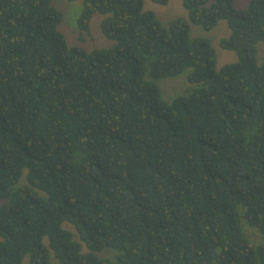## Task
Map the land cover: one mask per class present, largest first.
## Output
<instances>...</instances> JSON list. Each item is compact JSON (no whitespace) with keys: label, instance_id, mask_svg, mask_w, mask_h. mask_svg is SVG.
Returning a JSON list of instances; mask_svg holds the SVG:
<instances>
[{"label":"trees","instance_id":"trees-1","mask_svg":"<svg viewBox=\"0 0 264 264\" xmlns=\"http://www.w3.org/2000/svg\"><path fill=\"white\" fill-rule=\"evenodd\" d=\"M53 1L0 0V264H264V0H182L168 24L82 0L81 36L100 14L114 42L91 52ZM220 21L238 62L217 71L190 24Z\"/></svg>","mask_w":264,"mask_h":264},{"label":"rangeland","instance_id":"rangeland-1","mask_svg":"<svg viewBox=\"0 0 264 264\" xmlns=\"http://www.w3.org/2000/svg\"><path fill=\"white\" fill-rule=\"evenodd\" d=\"M142 1L144 3V10L154 12L163 24H168L180 18L188 19V13L183 7L182 0H170L166 6L158 5L152 0ZM214 1L215 0H210V3ZM250 1L251 0H235V8L237 10H244L249 5ZM53 5L63 14V21L59 26V31L65 36L69 47H79L87 52H91L94 49H103L113 46L114 42L106 39L102 33L101 23L104 16L100 14L94 15L92 19L90 36H81L77 28V22L82 12V0L76 2L54 0ZM229 35L230 31L225 21H220L217 27L208 33L190 24L191 38L205 37L211 41V45L217 56V71L221 70L225 65L238 62V57L235 53L225 51L220 47L221 40L228 38ZM263 60L264 43H260L257 46V64L261 65ZM189 73L190 70H187L177 77L159 81L158 86L164 100L171 102L173 99L186 95L189 92L191 89V85L188 82ZM21 182L24 184L25 179L22 178ZM67 228L73 231L71 227ZM84 251H87L85 247ZM101 255L107 258L111 257L108 253H102ZM23 264H27V261L25 260Z\"/></svg>","mask_w":264,"mask_h":264}]
</instances>
